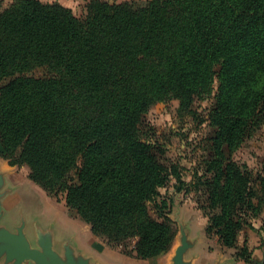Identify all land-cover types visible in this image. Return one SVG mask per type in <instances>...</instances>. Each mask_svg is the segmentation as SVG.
<instances>
[{
    "label": "trees",
    "instance_id": "obj_1",
    "mask_svg": "<svg viewBox=\"0 0 264 264\" xmlns=\"http://www.w3.org/2000/svg\"><path fill=\"white\" fill-rule=\"evenodd\" d=\"M39 67L45 75L33 74ZM7 78L0 156L138 258L170 249L177 226L160 189L180 180L143 117L172 99L194 114L195 100L213 92L216 131L194 184L205 231L254 262L239 236L264 210V170L231 153L264 124V0H90L82 16L57 1L14 0L0 11Z\"/></svg>",
    "mask_w": 264,
    "mask_h": 264
},
{
    "label": "crops",
    "instance_id": "obj_2",
    "mask_svg": "<svg viewBox=\"0 0 264 264\" xmlns=\"http://www.w3.org/2000/svg\"><path fill=\"white\" fill-rule=\"evenodd\" d=\"M19 167L0 156V264H242L234 248L206 233V220L195 230L177 218L178 234L168 251L148 258L128 255L95 235L75 209L73 216L66 214L71 208L47 195L27 170L18 173ZM22 177L37 194V205L49 202L41 215L32 204L20 202ZM260 216L239 236V243L246 240L252 250V264H264V211Z\"/></svg>",
    "mask_w": 264,
    "mask_h": 264
},
{
    "label": "rangeland",
    "instance_id": "obj_3",
    "mask_svg": "<svg viewBox=\"0 0 264 264\" xmlns=\"http://www.w3.org/2000/svg\"><path fill=\"white\" fill-rule=\"evenodd\" d=\"M14 0H0V11L7 7ZM43 2L57 1L64 6L70 8L77 16H82L86 12L87 4L90 0H41ZM109 2L134 1L143 3L147 0H108ZM36 76H43L46 70L43 67L36 68L33 71ZM8 78L0 82L3 84ZM214 105L213 92L196 99L192 110L194 114H180L178 112L179 101L177 99L165 102H156L152 104L143 117L142 125L152 127L155 131V137L160 145L164 148V153H157L160 160L168 165H175L180 180L176 175H171L165 187L160 189L161 198L170 201L169 216L175 221L177 226V234L180 222H185L193 229H201L203 220L207 221V215L200 204L204 200L202 188H197L195 184L196 175L203 173L205 159L210 155L209 138L215 134L216 127L212 126L207 114L209 109ZM222 148L228 154V148L223 143ZM231 157L237 162L246 164L250 169L264 170V124L260 125L254 132L248 136L242 145L231 153ZM24 166V167H22ZM21 168V170H20ZM25 170L29 168L21 165L17 170L25 174ZM22 192L19 194L21 203H29L36 207L37 213H42V209L46 208L49 203H39L35 198L37 196L34 191L30 190L29 180L22 177ZM183 181V182H180ZM27 189V190H26ZM63 203L62 200L58 201ZM64 204V203H63ZM38 208V209H37ZM72 209V208H71ZM66 210V214L73 216V209ZM54 211L53 209H51ZM264 211V210H263ZM262 214V213H261ZM260 216V215H259ZM261 217V216H260ZM176 234V235H177ZM212 242L215 240L212 238ZM132 240L129 241L130 245ZM130 249V246L127 247Z\"/></svg>",
    "mask_w": 264,
    "mask_h": 264
},
{
    "label": "water",
    "instance_id": "obj_4",
    "mask_svg": "<svg viewBox=\"0 0 264 264\" xmlns=\"http://www.w3.org/2000/svg\"><path fill=\"white\" fill-rule=\"evenodd\" d=\"M46 264H48V263L46 262Z\"/></svg>",
    "mask_w": 264,
    "mask_h": 264
}]
</instances>
